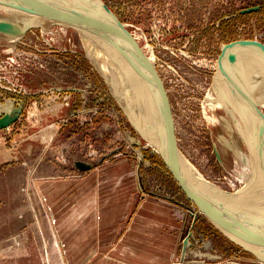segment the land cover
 I'll return each instance as SVG.
<instances>
[{
	"label": "rangeland",
	"instance_id": "obj_1",
	"mask_svg": "<svg viewBox=\"0 0 264 264\" xmlns=\"http://www.w3.org/2000/svg\"><path fill=\"white\" fill-rule=\"evenodd\" d=\"M100 1L145 58L154 60L169 95L177 146L196 174L217 194L220 186L240 188L244 171L229 142L234 139L248 153L243 137L233 118L226 120V109L206 100L225 45H264V0ZM38 6L0 5V19L21 26L32 15L43 18L22 35L0 30V119L10 120L0 127V264H74L60 217L82 190L100 191L102 183L130 198L126 226L142 205L169 206L181 230L167 264H262L258 253L198 209L147 134L132 123L116 92L120 88L95 66L87 52L93 45L73 22ZM63 9L81 11L75 3ZM251 74L244 76L246 88L264 115V94ZM92 252L88 246L86 257ZM86 259L81 264H98Z\"/></svg>",
	"mask_w": 264,
	"mask_h": 264
},
{
	"label": "bare ground",
	"instance_id": "obj_2",
	"mask_svg": "<svg viewBox=\"0 0 264 264\" xmlns=\"http://www.w3.org/2000/svg\"><path fill=\"white\" fill-rule=\"evenodd\" d=\"M83 1L90 3L91 1L101 2L100 0ZM71 3L75 2H72V0H0V5H8L10 7L14 5H30V7L37 9L40 7L38 5H46L50 16L62 18L67 23L73 22L72 25L80 31L83 40L88 41L89 46L93 45L91 49H86L90 57H92L95 66L98 67L106 80L110 81L116 88H120L116 92L124 105V109H127L132 121L141 133L147 134L148 141L154 143L155 148L163 155L167 163L170 156V129L167 108H165L163 96L160 94L158 86L150 75L142 57L133 50L127 37H124L122 32L118 30L119 28L110 21L109 15L107 16L106 13L94 8L92 5L84 6L79 3L75 4L80 7L81 11L69 13L63 8ZM42 19L40 15H32L22 21L23 26H21L17 21L4 18L0 19L2 20L0 23H3L0 24V27L10 26V28L6 27L9 29H4L7 31L6 33L18 36L25 33L29 26L42 24ZM227 53L228 57H226L227 59L224 58V64L225 67L227 65L226 69L228 68L227 71L231 74L233 83L219 64L211 94L209 93V99L206 101L209 105H215L214 107L225 108L227 118L224 116V119L229 120L232 117L233 121H235L236 128L243 137L248 153L234 139L229 144L236 151L237 161L244 167L248 166L244 162L246 160L245 157L250 159L251 176L255 182V187L250 189V192L254 194L252 198H255L256 195H261L258 199L264 200V126L254 107L258 106L259 102L247 90L244 79L246 73L252 72L251 77L257 85L258 91L264 94V54L258 49L254 50L252 48L250 50L245 47L230 49ZM146 58V63L149 65L151 72L155 67L154 60ZM119 83L121 84L120 86ZM123 85L125 86L124 88ZM235 86L238 87L236 88ZM216 116V114L213 116L215 120L218 119ZM172 158L181 179L193 191V193L188 192L193 197L198 209L227 236L232 237L246 249L258 253L264 259V231L240 227V230L244 229L242 233L236 230L231 234L229 230L223 227L225 220L222 219V213L224 214L233 198H223L224 194H222L221 189L217 194L211 190L213 185L206 186L204 184L202 178L196 174L191 166L190 160L187 159L183 151L178 149L177 141ZM167 166H169L168 163ZM201 196L211 200L218 198V202L221 205L208 204ZM257 202L260 203L261 201ZM261 239L262 243L259 241ZM252 243H254L253 249L248 245Z\"/></svg>",
	"mask_w": 264,
	"mask_h": 264
},
{
	"label": "crops",
	"instance_id": "obj_3",
	"mask_svg": "<svg viewBox=\"0 0 264 264\" xmlns=\"http://www.w3.org/2000/svg\"><path fill=\"white\" fill-rule=\"evenodd\" d=\"M109 188L102 183L100 191L82 190L74 207L61 215V233H69L64 238L69 259L74 264H81L85 258L98 264H167L175 255L181 230L178 218L166 210L169 206L142 205L136 221L126 226L130 198ZM122 227V239H117L116 230ZM88 246L93 252L86 257Z\"/></svg>",
	"mask_w": 264,
	"mask_h": 264
},
{
	"label": "water",
	"instance_id": "obj_4",
	"mask_svg": "<svg viewBox=\"0 0 264 264\" xmlns=\"http://www.w3.org/2000/svg\"><path fill=\"white\" fill-rule=\"evenodd\" d=\"M72 2H75V3H79V4H82L84 6H93L94 8H97V9H100L103 13H106L107 16L109 17L110 21L112 23H114L119 29V31L122 32V34L124 35V37H127V39L130 41L132 47H133V50L136 51L137 53L140 54V56L142 57V60L143 62L145 63V65L147 66V69L150 73V75L152 76V78L154 79L156 85L158 86V89H159V92L160 94L163 96V100H164V104H165V108H167V117H168V123H169V152H170V156L167 160V163L169 164V166L171 167V170L175 176V178L177 179V181L180 182L181 186L184 187L185 190L193 193V191L191 189L188 188V186L186 185L185 181H183V179H181L180 177V174L177 170V166H175L173 164V154H174V150H175V146H176V137H175V133H174V126H175V123H173V119H172V108H171V105H170V99H169V95L167 94L166 90H165V86H164V83L162 81V79H160L159 75L157 74V71L156 69L152 68L153 70H151L150 72V67L149 65L146 63V60H145V56L143 54V52L141 51L140 49V46L138 45L137 41L134 40V38L132 36H130V34L127 32V30L124 28L123 26V23L120 22L116 15L113 13V11L111 10V8H109L106 4H104L103 2H93L91 1L90 2H84L83 0L80 1V0H72ZM0 24H3L2 22ZM6 27H9L10 26H5V28H2L0 27V30L2 31H5L4 29H9V28H6ZM238 47H245V48H248V49H258L260 50L263 54H264V45L261 44V43H258V42H239L237 44H227L225 45L223 48V54L220 56L219 60H218V63L222 66V68L225 70L227 76L230 78V80L232 81L233 83V79L232 77L230 76V74L228 73L226 67H225V64H224V58L228 57V53L230 51L231 48L235 47L237 48ZM236 88L238 86H235ZM254 106V104H252ZM256 111L258 112V117L260 118L263 126H264V115L262 113V111L260 110V108H258V106H254ZM10 123V120L9 118L6 116V117H3L0 119V127H3V126H6ZM201 198L203 200H206V202H208V204H218V205H221L220 202L214 200V199H208L204 196H201ZM238 214H240L241 216L243 215L244 217L245 214L244 213H241L239 212L238 210L234 209ZM247 218V217H246ZM249 219V218H247ZM250 220V219H249Z\"/></svg>",
	"mask_w": 264,
	"mask_h": 264
},
{
	"label": "flooded vegetation",
	"instance_id": "obj_5",
	"mask_svg": "<svg viewBox=\"0 0 264 264\" xmlns=\"http://www.w3.org/2000/svg\"><path fill=\"white\" fill-rule=\"evenodd\" d=\"M130 119L132 121L131 116ZM132 123L134 124L133 121ZM152 144L154 146L153 142ZM155 150L158 152L156 148ZM245 159L246 160L244 162L248 166L244 167L243 165H241L244 172H242L239 176V178L244 177V184L240 188L235 189L234 191H230L227 189L225 190L220 186L221 192L222 194H224L223 198L230 197L234 200L230 201L226 210L224 211V214L222 213V219L225 220L223 227L229 230L231 234H233V232L236 230L242 233L244 229L240 230V227H249L255 231H264V200L258 199L259 197H261V195H256V199L252 198L254 194L250 192V189L255 187V182L253 181L251 176L250 159L248 157H245ZM240 194L242 195L240 196ZM257 201L261 202L258 203ZM234 209L238 210L241 213H244L245 216L250 220L244 217L243 215L241 216L240 214H238ZM259 241L262 243V239ZM248 245L252 247V249L254 248V243ZM262 264H264V259L262 260Z\"/></svg>",
	"mask_w": 264,
	"mask_h": 264
}]
</instances>
